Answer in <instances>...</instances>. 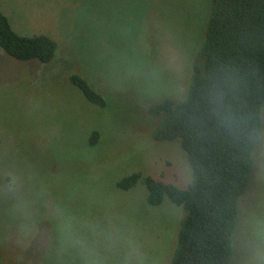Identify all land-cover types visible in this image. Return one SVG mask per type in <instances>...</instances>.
Returning <instances> with one entry per match:
<instances>
[{
    "label": "rangeland",
    "instance_id": "1",
    "mask_svg": "<svg viewBox=\"0 0 264 264\" xmlns=\"http://www.w3.org/2000/svg\"><path fill=\"white\" fill-rule=\"evenodd\" d=\"M207 1L0 0L19 35L59 45L49 63L0 47V218L13 216L0 229V264H172L183 207L168 197L150 206L144 183L123 191L117 182L141 172L191 183L181 145L153 139L149 108L184 96ZM72 74L111 98L107 107ZM257 179L264 187V173ZM263 192H248L258 213L236 264H264Z\"/></svg>",
    "mask_w": 264,
    "mask_h": 264
},
{
    "label": "trees",
    "instance_id": "2",
    "mask_svg": "<svg viewBox=\"0 0 264 264\" xmlns=\"http://www.w3.org/2000/svg\"><path fill=\"white\" fill-rule=\"evenodd\" d=\"M58 46L45 34L19 35L0 9V47L13 58L49 63ZM70 82L100 108L111 100L80 74ZM149 111L158 120L153 139L178 142L186 153L191 183L183 189L134 172L117 187L128 191L142 182L150 206L168 197L183 207L172 264H236L239 236H250L258 213L253 204L259 195L245 206L248 192L256 186L264 191L257 179L264 173V0L207 1L184 96L165 97ZM100 138L94 131L89 145ZM5 220L0 218V229Z\"/></svg>",
    "mask_w": 264,
    "mask_h": 264
}]
</instances>
